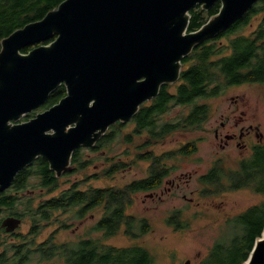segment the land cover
<instances>
[{
  "label": "trees",
  "instance_id": "16d2710c",
  "mask_svg": "<svg viewBox=\"0 0 264 264\" xmlns=\"http://www.w3.org/2000/svg\"><path fill=\"white\" fill-rule=\"evenodd\" d=\"M62 1L0 0V49L5 37L42 19ZM221 5L218 1L209 10L201 4L196 5L190 11L188 31L200 29L219 13ZM257 17L260 20L255 29L245 33ZM53 39L36 45L47 44ZM32 47L25 46L22 52ZM182 63L179 80L164 83L158 96L143 103L130 121H117L95 145L77 148L72 157L73 169L58 177L48 160L39 156L17 174L13 184L0 196V264H157L155 254L142 243L125 246L107 240L120 233L136 239L153 231L148 217L129 210L139 192L155 191L162 186L165 178L177 168L170 161L196 153L200 139L161 154L153 149L155 144L174 132L203 128L212 113L208 100L221 96L228 87L264 84V0H259L228 29L197 44ZM66 94L67 88L62 84L40 109L49 108ZM175 105L190 109L176 117L165 118ZM36 111L27 114V119L35 116ZM129 124L133 127L126 131ZM122 144L127 145L124 150L120 149ZM93 153H101L106 163L101 171L90 174L86 171L97 159ZM138 160L149 163L147 176L123 185L92 183V179L112 177ZM81 171L85 175L73 180L72 177ZM199 180L202 184L200 194L205 197H218L239 189H250L262 196L259 203L235 216L228 239L215 242L199 262L243 264L264 230V141L253 144L247 156L235 160L216 159ZM99 208L102 209L101 217L91 230L100 232L101 236L61 240L59 233L71 228L73 220L84 221ZM3 214L22 217L29 223L28 230L7 231L2 226ZM191 219L180 208L172 211L167 222L179 230L189 227ZM50 225L54 229L42 238Z\"/></svg>",
  "mask_w": 264,
  "mask_h": 264
},
{
  "label": "water",
  "instance_id": "95a60500",
  "mask_svg": "<svg viewBox=\"0 0 264 264\" xmlns=\"http://www.w3.org/2000/svg\"><path fill=\"white\" fill-rule=\"evenodd\" d=\"M218 1L219 13L188 31L190 11L198 4L209 10ZM258 1L64 0L5 37L0 49V196L39 156L58 177L73 169L77 148L95 145L117 121H130L164 83L179 80L182 60L197 44L231 27ZM62 84L67 94L59 102L18 122ZM22 220L7 215L2 226L15 231ZM243 264H264V230Z\"/></svg>",
  "mask_w": 264,
  "mask_h": 264
},
{
  "label": "rangeland",
  "instance_id": "374dc122",
  "mask_svg": "<svg viewBox=\"0 0 264 264\" xmlns=\"http://www.w3.org/2000/svg\"><path fill=\"white\" fill-rule=\"evenodd\" d=\"M259 20L260 17L255 18L245 33L255 29ZM208 102L211 104L212 113L203 128L174 132L153 146V149L161 154L176 149L188 141L200 139L199 150L189 156H180L170 161L169 163L177 165V168L165 178L162 186L155 191L139 192L135 204L129 210L139 216L148 217L153 224V231L136 239L120 233L108 239L107 242L125 246L135 242L142 243L155 254L157 264H185L187 260H190V264H199L208 255L215 242L225 241L231 235L235 216L262 200L261 195L250 189L229 191L218 197L202 196L200 194L202 184L199 178L214 165L216 159L227 157L235 160L247 156L251 153L253 144L264 141V84L230 86L221 96L211 98ZM189 109V106L175 105L164 117L167 119L176 117L182 112L187 113ZM42 110L37 109L36 114ZM240 116H243L245 120L236 126ZM29 119L24 115L18 122ZM223 121L226 122V127H222ZM243 125L255 127L250 136L242 142L247 144V148L242 149L237 141L226 144L225 136L233 132L239 133ZM132 127L133 125L129 124L126 131H130ZM217 128L220 129L221 138L224 140L216 137ZM257 128L260 133L258 136ZM126 147V144H122L120 149L124 150ZM92 155L97 156V159L86 171L90 174L101 171L106 163L101 153ZM124 158L128 159L126 156ZM148 167V162L138 160L128 169L112 177L92 179V183L98 186L123 185L133 179L147 176ZM84 173L78 172L72 179L81 178L85 175ZM173 180L175 185L172 184ZM176 182L180 185L177 186ZM180 208L183 209L184 215L192 219L189 227L177 230L167 222V217L174 209ZM101 213L102 209L99 208L84 221L73 220L71 228L59 233L61 240L78 239L90 235L101 236L100 232L97 234L91 230L101 217ZM5 215L3 214L2 217ZM28 227L29 223L22 220L17 230L26 232ZM53 229V225L48 226L42 238L47 237Z\"/></svg>",
  "mask_w": 264,
  "mask_h": 264
},
{
  "label": "flooded vegetation",
  "instance_id": "af4514ba",
  "mask_svg": "<svg viewBox=\"0 0 264 264\" xmlns=\"http://www.w3.org/2000/svg\"><path fill=\"white\" fill-rule=\"evenodd\" d=\"M244 117L243 116H240L238 118V120L236 121V126L240 125L241 123L244 122ZM222 127H226V122H222ZM255 127H253L252 125H249V127H245L244 125L241 126L240 130H239V133L237 132H233V133H229L227 134L226 139H225V143L226 144H229L230 142H234V141H237L238 145H241L240 147L242 149H245L247 148V144L244 143L242 144V142H244V139L248 136H250V134L252 133V131L254 130ZM221 131L219 128L216 129V137L217 138H221ZM260 133L258 132V128H257V136L259 135ZM242 136V137H241ZM221 140H224L223 138H221ZM177 183V186L180 185V183L176 182ZM172 184L175 185V182L174 180L172 181Z\"/></svg>",
  "mask_w": 264,
  "mask_h": 264
},
{
  "label": "bare ground",
  "instance_id": "6f19581e",
  "mask_svg": "<svg viewBox=\"0 0 264 264\" xmlns=\"http://www.w3.org/2000/svg\"><path fill=\"white\" fill-rule=\"evenodd\" d=\"M11 33V32H10ZM47 43V42H46ZM23 51V50H22ZM113 257V256H112ZM115 258V257H114Z\"/></svg>",
  "mask_w": 264,
  "mask_h": 264
}]
</instances>
